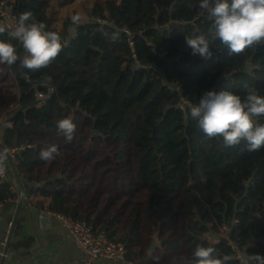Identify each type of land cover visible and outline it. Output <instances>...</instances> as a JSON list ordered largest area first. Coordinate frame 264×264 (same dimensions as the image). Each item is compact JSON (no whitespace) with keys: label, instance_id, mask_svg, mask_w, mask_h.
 Wrapping results in <instances>:
<instances>
[{"label":"trees","instance_id":"trees-1","mask_svg":"<svg viewBox=\"0 0 264 264\" xmlns=\"http://www.w3.org/2000/svg\"><path fill=\"white\" fill-rule=\"evenodd\" d=\"M75 1L18 0L13 8L31 12L63 45L47 68L25 76L19 61L0 64V148L23 147L12 161L27 203L123 243L131 263L187 264L197 246L232 255L231 264L238 251L264 256V146L224 147L190 116L205 91L243 97L247 85L264 96V44L230 56L217 39L210 59L192 56L185 37L207 35L212 23L200 0H96L82 23L72 22L75 13L56 28L58 8ZM11 43L22 58V45ZM37 95L47 99L41 107ZM68 116L77 125L71 142L56 128ZM52 145L59 155L40 159ZM16 198L1 182L0 203ZM224 227L229 238L206 240ZM157 232L162 247L151 254Z\"/></svg>","mask_w":264,"mask_h":264},{"label":"clouds","instance_id":"clouds-1","mask_svg":"<svg viewBox=\"0 0 264 264\" xmlns=\"http://www.w3.org/2000/svg\"><path fill=\"white\" fill-rule=\"evenodd\" d=\"M199 8L206 10L212 21L209 33L186 36L185 43L191 49L192 56L210 59L213 55L211 42L219 39L226 46L228 55L243 53L253 45L264 44V0H200ZM74 24L84 21V16L77 13L72 16ZM8 26L0 23V35ZM9 41L0 40V64L16 65L19 61L22 70L39 71L47 68L62 51L60 35L47 30L44 22H37L31 12H23L15 26L8 31ZM110 39H118L113 34ZM16 40L22 45L24 56L18 55V48L11 43ZM42 86L52 83L50 76L44 77ZM246 94L241 97L228 90L220 92L205 91L199 103L190 106V116L197 121L200 131L208 138L221 137L224 147H234L242 142L248 151L259 150L264 146V96L255 87L245 86ZM77 125L74 118L68 116L57 122L59 135L71 142ZM59 155L56 145L42 149L40 159L50 161ZM6 153L0 152V174L5 171ZM214 244L216 241L209 237ZM239 264H264V256L237 252ZM232 255L220 254L214 246H197L187 264H231Z\"/></svg>","mask_w":264,"mask_h":264},{"label":"crops","instance_id":"crops-1","mask_svg":"<svg viewBox=\"0 0 264 264\" xmlns=\"http://www.w3.org/2000/svg\"><path fill=\"white\" fill-rule=\"evenodd\" d=\"M56 28L59 29L60 25ZM6 159L10 165L8 180L21 201L14 199L0 203V264H75L81 253L61 221L27 203V198L22 199L26 195L24 184L12 158L6 154ZM42 214L50 216L41 217ZM10 223L13 224L11 236L7 246H4L3 240ZM25 240H30V244L26 245ZM110 264L138 263L127 261Z\"/></svg>","mask_w":264,"mask_h":264},{"label":"built area","instance_id":"built-area-1","mask_svg":"<svg viewBox=\"0 0 264 264\" xmlns=\"http://www.w3.org/2000/svg\"><path fill=\"white\" fill-rule=\"evenodd\" d=\"M17 3L18 0H0V23L8 26V30H6L7 33L9 30H11V28L15 26L16 20L19 17L13 11V8L17 5ZM101 22L102 24L107 23L106 21ZM123 31L127 34L130 44L133 45V34L127 28H123ZM72 34L76 35V31L73 30ZM36 98V102L38 103L39 107H41L47 100L42 95H37ZM22 149L23 147L9 150L2 146L0 148V152H5L7 155H9L10 158H15L16 153L21 151ZM9 173L10 165L8 164V161L6 159L5 171L3 172V174H0V183L3 181H8ZM25 198L26 195L24 194L22 199ZM15 200L17 202L21 201V199L19 198ZM48 213L61 221L63 227L70 235L76 248L80 251L81 254L77 258L75 264H110L127 262V249L123 243L110 241L105 233H94L92 228L86 222L80 219L73 218L61 213ZM237 222L238 221L236 220L235 223ZM12 227L13 224L10 223L3 240L4 246H7L9 237L11 236ZM229 232V229L224 227L220 231H208L205 234V238L208 242L212 243L209 239V237L211 236L216 241L215 243H218L223 237L229 238ZM230 243L232 244L234 249H238L237 243ZM235 257L239 262V258L237 257V255Z\"/></svg>","mask_w":264,"mask_h":264},{"label":"rangeland","instance_id":"rangeland-1","mask_svg":"<svg viewBox=\"0 0 264 264\" xmlns=\"http://www.w3.org/2000/svg\"><path fill=\"white\" fill-rule=\"evenodd\" d=\"M96 0H77L73 2L72 4H69L66 7L58 8V21L56 22V26H61L62 19L68 15H74L75 13H81L84 16V19H86L85 15V9L92 6V4Z\"/></svg>","mask_w":264,"mask_h":264},{"label":"water","instance_id":"water-1","mask_svg":"<svg viewBox=\"0 0 264 264\" xmlns=\"http://www.w3.org/2000/svg\"><path fill=\"white\" fill-rule=\"evenodd\" d=\"M20 178V176H19ZM41 184L38 183L37 186H40ZM21 207V206H20ZM50 215L48 214H42L41 217H49ZM162 247V241L159 237V233L157 232L154 236H153V242L151 243L150 245V253L153 254V253H156V251L158 249H160Z\"/></svg>","mask_w":264,"mask_h":264}]
</instances>
